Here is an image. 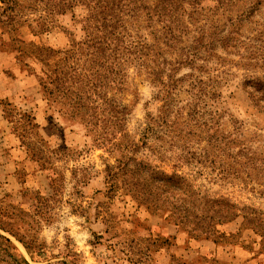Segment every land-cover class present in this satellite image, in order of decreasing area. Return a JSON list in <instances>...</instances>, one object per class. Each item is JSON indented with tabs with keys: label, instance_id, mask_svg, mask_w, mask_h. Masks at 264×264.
<instances>
[{
	"label": "rangeland",
	"instance_id": "374dc122",
	"mask_svg": "<svg viewBox=\"0 0 264 264\" xmlns=\"http://www.w3.org/2000/svg\"><path fill=\"white\" fill-rule=\"evenodd\" d=\"M199 3L0 0V264H264V0Z\"/></svg>",
	"mask_w": 264,
	"mask_h": 264
},
{
	"label": "trees",
	"instance_id": "16d2710c",
	"mask_svg": "<svg viewBox=\"0 0 264 264\" xmlns=\"http://www.w3.org/2000/svg\"><path fill=\"white\" fill-rule=\"evenodd\" d=\"M101 3H106L109 0H100ZM114 9L128 8L130 13H133V6L136 2H141L142 0H111ZM201 0H153L152 13L155 18H157V23L160 24V32L164 40V44L170 50H174L181 43V36L186 35L188 30L182 23L177 20L176 16L179 14L180 10L183 9L185 5H191L197 11V6ZM101 8L105 10L107 6L101 5ZM186 13V12H183ZM111 19H114L112 15H109ZM151 17V16H150ZM91 47L93 49H99L94 41H90ZM227 44V42H223ZM264 43V41H263ZM100 45V43H98ZM196 46L188 48L187 59L190 60L192 53H197L200 49V42L195 41ZM228 45V44H227ZM226 47V46H225ZM186 49V48H184ZM213 50V45L210 48ZM264 60V46L257 50L255 53ZM142 51L138 52V60L142 59ZM193 60H191L192 62ZM244 89L247 91L249 98L254 105L259 110L264 111V78H249L244 83ZM183 220V219H182Z\"/></svg>",
	"mask_w": 264,
	"mask_h": 264
}]
</instances>
